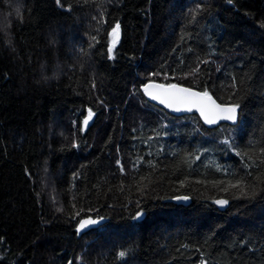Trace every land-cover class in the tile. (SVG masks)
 Instances as JSON below:
<instances>
[{
    "label": "trees",
    "instance_id": "16d2710c",
    "mask_svg": "<svg viewBox=\"0 0 264 264\" xmlns=\"http://www.w3.org/2000/svg\"><path fill=\"white\" fill-rule=\"evenodd\" d=\"M0 264H264V0H0Z\"/></svg>",
    "mask_w": 264,
    "mask_h": 264
},
{
    "label": "snow or ice",
    "instance_id": "6c2138e0",
    "mask_svg": "<svg viewBox=\"0 0 264 264\" xmlns=\"http://www.w3.org/2000/svg\"><path fill=\"white\" fill-rule=\"evenodd\" d=\"M119 25L117 24L112 31V36L115 38L118 36ZM115 43V40L113 41ZM111 54L113 49L109 48ZM144 92L152 100H158L160 104L171 108L174 111H192L194 108L199 111L200 115L204 118L206 123L213 124L218 120H235L236 111L239 105L225 106L218 104L216 100L207 91L196 92L189 88L178 87L176 84H155L149 83L144 87ZM92 113L89 111V119ZM86 127L88 120L84 122ZM218 204H225L227 201L219 200L216 201ZM96 220H86L81 224L84 227L87 224H96ZM124 256V253H120Z\"/></svg>",
    "mask_w": 264,
    "mask_h": 264
},
{
    "label": "water",
    "instance_id": "95a60500",
    "mask_svg": "<svg viewBox=\"0 0 264 264\" xmlns=\"http://www.w3.org/2000/svg\"><path fill=\"white\" fill-rule=\"evenodd\" d=\"M149 83L162 84V83H157V82H149ZM149 83H147V84H149ZM147 84L143 85L142 88H141L142 91H143L144 96L146 97V99L151 104L156 105L158 107H161V108L165 109L166 111L170 112L171 114H173V115H175L177 117H183V116L191 115L193 113H197L200 116V118L203 120V122L209 127H213V126L219 124L220 122H228L230 124H236L239 121V112H238V110L236 111V119L234 121L233 120H218L216 123H213V124L206 123L204 118L200 115L199 111H197L195 108L192 111H183V110L182 111H174L171 108H168L165 105L160 104L158 100H152L148 95H146L145 92H144V87ZM176 85L178 87H182V88H189V87H186V86H183V85H180V84H176ZM189 89L192 90V91L201 92V91H198L196 89H192V88H189ZM212 98L214 100H216L213 96H212ZM216 102L218 104H221L217 100H216ZM225 106H232V105H225ZM173 201L174 202H178V203H182V204H188L189 203V198H187V197H178V198L173 199ZM144 217H145L144 215H137L136 220L140 221V220L144 219ZM86 220H89V219L81 220L80 223L78 224L77 228H76V232H77V237L78 238L82 237L85 233L89 232L90 230L98 229L99 227H101L105 223L102 220L96 219V221H98V223H96V224H87L84 227H81V224L84 221H86Z\"/></svg>",
    "mask_w": 264,
    "mask_h": 264
},
{
    "label": "rangeland",
    "instance_id": "374dc122",
    "mask_svg": "<svg viewBox=\"0 0 264 264\" xmlns=\"http://www.w3.org/2000/svg\"><path fill=\"white\" fill-rule=\"evenodd\" d=\"M112 47H114V42H112ZM88 124H87V126L92 122V120H93V116H91V118L89 119V117H88ZM86 126V127H87Z\"/></svg>",
    "mask_w": 264,
    "mask_h": 264
}]
</instances>
